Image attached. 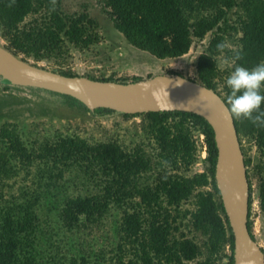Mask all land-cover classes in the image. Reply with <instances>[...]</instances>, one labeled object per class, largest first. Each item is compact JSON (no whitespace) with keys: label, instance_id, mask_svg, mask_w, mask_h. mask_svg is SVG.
<instances>
[{"label":"trees","instance_id":"16d2710c","mask_svg":"<svg viewBox=\"0 0 264 264\" xmlns=\"http://www.w3.org/2000/svg\"><path fill=\"white\" fill-rule=\"evenodd\" d=\"M102 1L126 43L158 60L180 58L193 42L206 38L192 80L220 95L228 109L230 89L225 80L233 65L229 62V70L221 72L217 57L231 58L239 53L242 58L236 63L248 69L264 61V0ZM50 8L51 0H0V37L5 49L23 60L58 65L67 48L87 50L96 43L92 33L96 24L86 13H63L59 0L55 10ZM229 13L235 16L232 24ZM33 15L37 16L22 24ZM228 30L238 35L232 41L233 49L227 48L224 38ZM220 42L225 44L223 52L216 48ZM55 72L77 76L69 71ZM86 77L114 81L111 77ZM47 93L90 112L73 98ZM261 107L264 109V104ZM91 113L114 114L101 108ZM119 116L140 117L146 142L126 149L115 141L91 144L56 134L28 143L15 125L0 126V264H102L105 254L99 252L91 260L77 242L78 235L112 217L117 242L108 258L111 264H233L232 235L213 178L216 149L209 125L197 115L179 111ZM233 123L244 166L250 159L241 146L242 138L254 144L264 163V129L243 118H233ZM195 133L202 135L205 147L202 172L181 175L177 172L188 171L196 162ZM246 177L248 181V174ZM257 198L264 216L262 175L258 177ZM186 203L192 209L180 212ZM250 206L248 181L247 229L254 239ZM186 217L188 227L203 238L201 246L182 234H172L178 230L173 225L176 220L180 224ZM65 234L76 235L73 246L65 243ZM60 244L69 257L59 253ZM77 245L80 255L70 249ZM224 248L228 254H223Z\"/></svg>","mask_w":264,"mask_h":264},{"label":"rangeland","instance_id":"374dc122","mask_svg":"<svg viewBox=\"0 0 264 264\" xmlns=\"http://www.w3.org/2000/svg\"><path fill=\"white\" fill-rule=\"evenodd\" d=\"M59 2L63 13L84 12L95 22L96 26L92 33L97 37L96 43L87 50L67 48L63 60L58 61V65H54L53 62H35L32 59L27 61L48 70L69 71L77 76H92L98 79L111 77L114 81L122 79L129 81L134 77L142 80L148 76L169 75L170 72L189 79L195 78V60L204 50L206 38L201 42H193L189 51L180 58L158 60L126 43L122 34L114 27L109 9L105 7L102 0H59ZM36 16H27L22 24H27ZM234 18L232 13L228 14L230 24ZM237 37L238 35L232 30H228V34L224 36L228 49H233L232 41H235ZM0 44L5 45L2 37H0ZM225 59L223 54L217 57L218 69L221 72L229 70L230 67L229 63H224ZM3 124L15 125L23 140L28 143L47 137L51 138L56 134L78 137L91 144L115 141L126 149L146 142L140 130V117L124 119L116 114L84 113L74 106H69L60 96L34 88L0 85V126ZM194 138L197 150L196 162L188 171L177 172L181 175L190 176L193 173L202 172L201 159L205 157L204 143L199 134L195 133ZM241 146L245 156L250 159L249 165L245 168L251 189L249 216L251 232L254 240L264 251V216L259 212L257 198L258 177L264 176V163L251 141L242 138ZM191 209L192 206L186 203L181 206L180 212ZM113 220L114 217L108 218L97 227L83 229V234L78 235L83 239L78 237L77 242L82 246L84 253L88 252L91 260L92 256H97L99 252H102L105 254V262L102 264H111L108 258L113 254L111 251L117 242L114 236ZM173 225L178 227L177 231L172 232L175 237L182 234L186 238L193 239L199 246L202 245L203 238L188 227L187 217L180 224L177 219ZM75 236L65 234L63 239L69 245L75 240ZM72 246L70 249L74 251V254H82L78 245L74 246L76 249H72ZM64 250L63 244H60L59 253H64V256L69 257V254L63 252ZM223 254H228L227 248L223 249ZM196 260H201V258ZM194 263L195 261L186 264Z\"/></svg>","mask_w":264,"mask_h":264},{"label":"water","instance_id":"95a60500","mask_svg":"<svg viewBox=\"0 0 264 264\" xmlns=\"http://www.w3.org/2000/svg\"><path fill=\"white\" fill-rule=\"evenodd\" d=\"M0 85L68 96L90 112L98 108L116 115L179 111L201 117L212 131L216 149L213 178L232 235V262L264 264V253L247 229L248 181L233 118L215 91L178 74L126 83L65 76L13 55L2 44Z\"/></svg>","mask_w":264,"mask_h":264},{"label":"clouds","instance_id":"9594fccd","mask_svg":"<svg viewBox=\"0 0 264 264\" xmlns=\"http://www.w3.org/2000/svg\"><path fill=\"white\" fill-rule=\"evenodd\" d=\"M56 0H51L50 11L55 10ZM11 6V5H9ZM218 52H223L225 44L220 42L216 45ZM242 57L236 53L231 58H226L224 63L233 65V70L228 74L225 84L230 89L226 103L229 106L231 116L237 120H248L253 126L264 129V61L255 67L248 69L236 62ZM202 137V135H200ZM203 140V137H202ZM203 152L205 153V147ZM165 164L168 161H164Z\"/></svg>","mask_w":264,"mask_h":264},{"label":"built area","instance_id":"2783aa9c","mask_svg":"<svg viewBox=\"0 0 264 264\" xmlns=\"http://www.w3.org/2000/svg\"><path fill=\"white\" fill-rule=\"evenodd\" d=\"M201 137V136H200ZM202 138V137H201Z\"/></svg>","mask_w":264,"mask_h":264}]
</instances>
